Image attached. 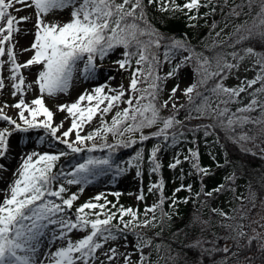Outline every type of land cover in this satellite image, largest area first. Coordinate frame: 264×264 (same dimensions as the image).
Here are the masks:
<instances>
[{"label": "snow or ice", "instance_id": "6c2138e0", "mask_svg": "<svg viewBox=\"0 0 264 264\" xmlns=\"http://www.w3.org/2000/svg\"><path fill=\"white\" fill-rule=\"evenodd\" d=\"M13 3L14 0H0V57L7 56L9 79L13 80V95H16L17 90L21 93L24 91L25 76L21 72L22 67L34 68L37 73L34 83L38 85L41 94L55 95L68 90L81 62L83 64L80 69L81 74L87 78L96 71V58L103 60L109 51L120 45L124 48L123 58L115 63L124 68L125 65L130 66L135 58L138 67L132 72L128 89L121 85L119 90L112 94L113 90L110 87L109 91L105 92V84H100L91 92L86 90L81 93L71 104H59V109H66L72 116L71 125L67 129L60 130L62 121L53 123V112L45 106L42 95L36 96L31 105L25 103L21 95L14 105L19 109L20 122L0 110V119L7 121L9 125H14L16 130L43 128L46 136L50 135L52 139L61 141L66 146L64 150L29 151L21 155L19 166L13 172L14 179L7 183L4 189H0L4 193L0 199V264H103V261L99 259L100 255H103L109 264H112L114 257L117 258L115 264H130L132 252L118 253L115 244L106 250L103 248L107 241L116 240L125 231H132L136 236L133 251H139L137 264H157L156 261L149 262L150 253L143 250L151 245V238L137 229L139 226L154 227L169 215L162 207L166 199L163 177L155 183L149 182L148 191H159L160 198L152 204L144 205L145 218L143 219L140 218L138 209H134L131 205H120L117 211L107 207L112 202L107 200L104 192H98L94 198H89L75 208H73L74 202L84 191L83 185L106 172L119 176L134 167L135 176H142L144 148L141 146L127 161L117 163L114 153L120 146L129 147L137 141L142 145L149 136L156 137L158 140L162 138L163 142H168L171 137V143L177 142V136L182 133L176 130V125L181 123L177 118L176 110L185 107V105H177L173 100V96L180 87L179 83L169 89L171 95L163 103L158 102V97L163 79L177 75V70L189 63L193 64V70L198 79L182 89L189 101V116L186 118H191L192 111L201 116L211 114L213 109L207 103L208 97H203L201 102L196 104L195 98L202 94L196 92L194 97L192 93L201 84L207 83L209 78L218 77L211 91L217 96L226 98L223 100L225 106L216 113L217 123L235 143L241 145L243 150L250 151L242 142L253 137L248 136L244 131L236 132L235 129L238 125L248 122L264 123V100H260L257 96V93H264V52H257L251 46L237 49L235 45L242 44L254 32L264 37V0H260V11L251 22L244 21L236 24L234 33L229 34L235 37L228 45L233 50L227 53L217 51L212 58L197 51L183 36H165L151 23L147 15V6L156 4L161 11L167 9L173 13L176 11L184 13L191 23L198 14L201 0H184L182 4L177 3L176 0H163V3H157V0H31V5L24 4L23 0H15V3L23 7L34 8V18L31 15L19 17L13 15L12 11H9L13 9ZM204 6H208L207 3ZM65 7L71 8L70 19L67 21H52L46 18L45 14L50 10ZM241 7L242 5H234L231 14L239 15L236 9ZM249 7H251V0H249ZM185 9L189 12L196 9L197 12L188 15ZM15 10L19 11V9ZM21 21H31L32 27L29 30L34 32V39L29 45L31 52L23 65L17 62L11 45L13 34L19 31ZM186 35L185 33L184 36ZM217 43H223V41L213 40L212 47H215ZM161 46L164 48V59L170 63L174 55L183 51L188 52L187 56L181 55L180 60L163 77L158 72L159 57L153 50H158ZM205 47L209 46L205 45ZM248 55L257 57L255 63H259L261 69L257 71L255 78L246 80V83L250 87L260 81V87L253 90L252 98L247 104H241L235 112L228 114L230 109L227 105L231 102L239 104V93L246 89L244 82L236 87H227L223 84V80L232 69L238 68L239 61ZM228 56L232 57L231 61ZM4 64L5 61L0 59V70L3 69ZM142 65L145 67H141ZM137 73L141 74L139 78ZM149 78L151 83H148ZM138 84H143V87H138ZM3 87L4 78L0 75V88ZM126 91L129 92L127 97H125ZM169 100H173L171 105L173 111L168 115H161V108L167 106ZM82 101H87V104L82 105ZM121 103L126 106L119 107ZM113 107H116V111L111 117V122H108L104 116ZM256 108L260 109L259 117L248 115ZM97 112L101 113L100 127L86 135H81L82 125L92 120ZM38 116L41 118L37 119ZM153 125H159V127L150 133L143 131L144 128ZM212 126L204 125L206 135L207 129ZM196 127L199 128L200 125ZM73 129H76L74 139H69ZM136 133L139 135L136 136ZM11 134V127H0V158L11 154L9 151ZM97 134L105 136L100 143L94 141ZM108 134L112 135L114 143L108 142ZM125 135L129 139H116L118 136ZM88 141L92 142L88 143ZM104 149L107 151L104 152ZM160 149L161 143L158 142L152 146L147 156L150 174L160 171L161 164L157 156ZM98 150L99 155L96 154ZM188 151L191 155H185L183 159L190 161V167L202 178L201 190L195 195L197 197L212 196L213 192L222 191L224 184L217 185L210 191L204 189L203 177L209 174L210 167L199 163V153L196 150L190 148ZM85 152L87 154L83 155ZM70 154L82 155L71 165L70 171H65L63 167L54 171L56 162ZM179 163L180 158L177 153L168 167L176 168ZM219 163L217 161V166ZM6 168L7 165L0 162V169ZM225 180H235V174L226 176ZM66 185L78 187L76 191H69ZM181 188H187L189 193H192V185L184 183L179 184L173 192H178ZM144 195L141 187L136 199L143 200ZM251 195L255 196L254 193ZM102 199L103 202H101ZM177 199L187 201L188 197L174 196L170 208L176 204ZM112 207L116 208V205L113 204ZM157 209L160 210L159 219L155 214ZM73 210L74 217L71 215ZM212 211L229 217L228 213L220 209H212ZM113 220L117 223L114 224ZM49 225L55 226L51 230L49 248L52 247V242L59 241L60 244L54 251H44L41 254L39 238ZM74 229L84 231L86 234L74 239L69 235ZM239 234L243 235V232ZM156 247L158 249L159 245ZM97 249L101 250L99 254ZM227 250L225 247L224 251ZM121 255H123L122 261L119 260Z\"/></svg>", "mask_w": 264, "mask_h": 264}, {"label": "rangeland", "instance_id": "374dc122", "mask_svg": "<svg viewBox=\"0 0 264 264\" xmlns=\"http://www.w3.org/2000/svg\"><path fill=\"white\" fill-rule=\"evenodd\" d=\"M24 4L31 5V0H23ZM15 8L19 9V13H15L13 15L19 17L21 15H31L34 18V8L31 6L29 7H23L21 4H15L13 3V9H10L12 12H17ZM70 7H65L63 9L55 8L49 11V13L45 14L46 18L52 21H67L70 19ZM29 22V29L32 27V22ZM15 33L13 34V39L11 41V45L13 46L15 55H16V47H15ZM29 37L31 41L34 39V32L29 30ZM8 42H6L7 44ZM25 54L29 58L31 49L26 48ZM163 48L160 47L159 51L162 55V61H163V68L160 70V75L163 77L165 73H167L171 67H173L177 61L180 60V56L184 55L187 56L188 52L184 51L180 55H176L172 58L171 63L164 59V51ZM123 52L124 48L122 45L114 47L111 51L107 53V55L101 60L99 57L96 58V68H105V70L100 74L99 78H94L93 75L85 78L82 74L80 69L83 67V64L81 62L79 68L74 74L73 80L70 84V88L66 92H60L55 95H49L47 93L41 94L38 89V85L34 83L36 78V71L34 68L30 69L31 76L27 77L24 73V71L21 72L25 75V84L23 85L24 91L21 93L19 90H17L16 95H13V88L12 83L13 80L9 79V64L7 63V56L0 57V59H3L5 61V64L3 66V69L0 70V74L4 78V84L6 85V90L0 94V110H2L6 115H8L7 111L5 112V109L10 108H16L11 117L15 120L19 121V109L15 107L14 105L18 101L19 95L23 96V99L25 100V103H28L31 105L32 100L38 96L42 95L43 101L45 103V106H47L52 112H53V122L56 119L61 120L64 125L62 127L63 129H67L71 125L72 116L68 114L67 110H61L59 109V104H71L74 102L81 93H84L86 90L91 92L94 90V88L100 84H105L104 91L108 92L109 87L113 90V93L116 90H119L120 86L123 85L125 89H128V85L131 80V75L134 69H136L138 66L135 63V60H132L131 65H125L124 68H121L118 63H115V61H118L123 58ZM257 57L254 55H248L243 60L239 61L238 68L232 69L227 77L223 80V84L227 87H236L237 85H240L242 82H244L245 91H241L239 93L240 97V103L231 102L227 105V107L230 109L231 106L235 105L236 109L240 107L241 104H247L251 97V93L255 88L260 87L257 83L251 85L250 87L247 85L246 80H250L256 77L257 71L261 69V65L259 63H255ZM232 60V57L230 61ZM115 65L119 68L110 70L111 66ZM145 67V66H141ZM30 67H24V70L27 71V69ZM147 70V69H145ZM137 77H140V73L136 74ZM197 74L194 72L192 65L186 64L182 66L180 69L177 70V75L167 77L163 79L164 88H163V101L168 98L171 93L169 92V89L176 83H179L180 87L177 89L175 95L173 96V100H175V103L177 105H184L185 102L188 100L185 93L182 91L184 87H187L189 84H191L194 80H197ZM142 85V86H141ZM138 87H143V84H138ZM198 89V88H197ZM195 89V91H197ZM192 93V94H193ZM263 93H257L258 98L260 99L261 95ZM129 95V92H125V97ZM179 97L178 99H176ZM226 97L217 96L213 102V112L214 114L217 113V111L221 108H223L225 105L223 104V100ZM173 100L168 101V105L161 108V115H168L170 112L173 111L171 105L173 103ZM162 101V103H163ZM106 103V101H105ZM82 105H86L87 101H82ZM126 105L121 103L119 107L123 108ZM180 109V108H179ZM257 109V108H256ZM178 110V109H177ZM176 110V111H177ZM255 110V109H254ZM26 111V110H25ZM116 111V107H113V109L105 114L104 119H106L108 122H111V117ZM27 114V112H26ZM228 114H231L229 112ZM10 116V115H8ZM254 116V115H251ZM259 117V116H258ZM41 117L38 116L37 119H40ZM177 118L180 120V124L178 125H186V117L184 113H178ZM100 121H101V113L97 112L92 120L86 121L82 127L80 128V134L86 135L88 132L92 131L95 128L100 127ZM22 123V122H21ZM203 124V123H201ZM199 124V125H201ZM254 124L255 130L252 134H249L247 131H244L248 134V136L253 137L252 139L243 141L244 147L247 149H250V152L259 153L264 156V123H245L243 125L238 126H244V125ZM9 127L12 128V130H16L14 125H9ZM159 125H153L151 127H146L143 129L145 133H150L155 131ZM35 129H38L35 133V141L33 143H29L26 145V142L21 141V138H16V143L12 147V149H15V151L18 152L16 155V159L12 161V164L10 167L6 169L0 170V182H2V188L4 189L7 185V183H10L14 177L13 172L16 168H18L20 163V157L21 155L27 154L29 151H57L56 147L58 144H63L61 141H56L52 139L49 136L45 135V131L43 128H29L24 133L23 140H29L30 132ZM236 131V130H235ZM76 129H73L72 132L69 134V139H74ZM136 136L139 135V133L135 134ZM43 137V139H41ZM105 139V136L102 134H97L94 137V141L97 143H100L102 140ZM116 139H129L127 135L124 137H116ZM153 137L149 136L147 139L152 140ZM107 140L109 143H114V139L111 134L107 135ZM145 140V141H147ZM51 141V143L49 142ZM92 141H88V143H91ZM139 141H137L136 144H131L129 147H123L120 146L117 151H121V149L124 150H132L135 149V147H143L144 149L147 148L149 145L146 144H138ZM182 143V142H181ZM178 144V145H181ZM24 148V150H23ZM105 150V149H104ZM135 150L130 151L129 153H125L122 157H118L119 154L117 153L114 156V159L117 163H121L123 161H127L130 157L133 156ZM121 155V154H120ZM159 162L161 164V168L159 173L152 172L149 173V166H146V162L143 160L142 165V176L136 177L135 176V168H129L128 171L125 173L114 176L112 172H106L103 175H99L96 178L92 179L90 183L83 185L84 191L79 195V199L74 202L73 208H75L78 204L83 203L84 201L88 200L89 198H94L98 192H104L107 200L111 201L112 204L107 205L109 208H113L112 205L115 204L116 201H118L119 206L124 205L128 206L131 205L134 209H138L140 213V218L143 219L144 217V205L145 204H152L156 202L160 198V192L159 191H148L149 182L155 183L158 181L161 177H163L164 180V191L167 188L173 187V186H179V184L183 183L179 176L181 172L182 161H184L183 158H180V163L177 164L176 168H169L168 166L163 168V164L167 158L166 154L164 152L160 151L157 154ZM177 156V152L172 153V156L169 160L172 159V157ZM163 158V160H162ZM124 159V160H123ZM170 163V161H169ZM122 166H124L122 164ZM71 165H68L65 170L70 171ZM236 182V192H231L229 194V190L231 188L225 187L221 193H219L218 201L221 199V209L224 213H228L229 217H226L230 226H228L227 230V237L226 241H224V247H227V249L233 248L231 255L234 256L237 249L240 248V246L245 242L248 241L249 238H253L255 236H260L264 238V197L260 199L254 192L250 191L249 189L245 188L243 186V183L239 180L234 181ZM66 187L69 188V191H76L77 185H66ZM141 187L144 191V199L143 200H137L136 197L139 194ZM1 197L2 199L4 193L1 191ZM119 193V195H117ZM251 193H254L255 196L253 197ZM103 202V199L101 200ZM115 209V208H114ZM234 209H236L235 212ZM117 209H115L116 211ZM71 215L74 217L75 212L72 211ZM127 219V217H125ZM195 221L198 223V226L202 230L206 228L207 222L204 217H202L201 213L199 214L196 212L194 214ZM209 224L212 228H215V225L209 221ZM54 225H49L48 229L45 231V233L39 238L40 244H41V254L44 251H54L55 247L59 246L60 242H52V247L49 248V242L51 237V230L54 228ZM214 229V230H215ZM243 232V235H240L239 233ZM86 234L84 231L80 230H73L71 233H69L70 236H72L74 239ZM127 242V243H126ZM66 243V241H65ZM112 244H115L117 246L118 253L124 254L126 252H132V258L130 260V264H137V259L139 254L136 251H133L134 247V241L131 237L126 236L120 241H112L109 240L106 242L105 245H103V248L106 250L109 246ZM100 249H97V253H100ZM99 259L103 261V264H109V262L104 258L103 255L99 256ZM123 255L119 257V260L122 261ZM117 261V258H113L112 264H115ZM225 260H219L215 264H223Z\"/></svg>", "mask_w": 264, "mask_h": 264}, {"label": "trees", "instance_id": "16d2710c", "mask_svg": "<svg viewBox=\"0 0 264 264\" xmlns=\"http://www.w3.org/2000/svg\"><path fill=\"white\" fill-rule=\"evenodd\" d=\"M176 2L182 4L184 0H176ZM157 3H163V0H157ZM206 3L208 6H204ZM234 5H242L241 8L236 9L240 13L239 15L231 14ZM210 9H214V11H210ZM258 11H260V0H251V7H249V0H201L198 14L190 23L188 16L182 12L176 11L173 13L167 9L161 11L156 4L147 6L148 19L160 32L165 36H183L197 51L203 52L209 58L214 57L217 51L231 52L233 48L228 45L235 37L229 34L234 33V26L244 21L251 22ZM185 12L191 15L197 10L193 9L189 12L185 9ZM211 21L215 22V27H213V24L211 25ZM185 33L187 34L186 36H184ZM213 40L223 41V43H217L215 47H212ZM205 45L209 47H205ZM248 46L253 47L257 52H264V37L254 32L242 44H236L235 48L239 49ZM153 50L159 57V49ZM228 59L230 60L231 56H228ZM212 62L214 65L215 61L213 60ZM191 65L193 66V64ZM159 66H161L160 63ZM217 80L218 77H211L207 83L201 84L197 92L202 95L196 97V93H194L193 96L196 97L194 103L198 104L203 97H208L207 103L212 109L213 100L217 95L212 93L211 89ZM163 85L164 83L162 82ZM258 85L260 86V82ZM162 97L163 91L161 87L158 97L159 103H161ZM260 100H264V93L261 95ZM188 104L189 101L181 110L185 111V114H189ZM235 110V105L231 106L230 112H235ZM248 115L258 117L260 116V109L257 108L248 113ZM192 117L201 119L197 121ZM196 122L210 123L213 125L215 132H211L210 128H208L206 135L204 126L196 129L183 126L178 129L179 125H176V130L178 133H182V135L178 136H183L184 138V147L181 150L186 148L188 150L190 148L196 149L199 153V163L202 166L210 167L209 174L203 177L204 189L210 191L216 188L217 185L224 184L228 189L231 188L229 190L230 194L231 192H236V182H233L239 180L245 188L262 199L264 197V156L255 152L245 151L240 144L235 143L217 123V117L213 111L210 115L204 116L192 111L191 118L187 119V123L194 124ZM255 127L254 124H247L237 126L235 130L236 132L247 131L252 134ZM173 145L176 146V143ZM196 145L197 148H195ZM167 149L168 146H163L164 152ZM187 155L190 156L191 153L188 151ZM77 157V154L61 157L56 162L54 171L60 169L64 162L74 163ZM169 159H166L167 165L172 162V159ZM217 161L220 162L219 166H217ZM190 163L188 160L182 162L183 167L179 178L184 184L192 185V193L190 194L187 188H181L175 193L173 192L174 189H168V193L164 194L166 199L162 207L169 215L154 227L139 226L137 229L152 240L151 245L143 249L146 253H150L149 262L156 261L157 264H215L219 260H225L223 264H264V238L260 236H255L251 240L245 241L237 249L234 256L231 255L233 248L224 251L225 247L223 244L227 240L226 235L229 231L227 228L230 224L225 216L212 211V209L222 210V199L218 201V195L222 191L213 192L212 196L201 195L197 197L195 193L201 190L202 178L190 167ZM213 167H216V170L212 172ZM182 173L183 178L181 179ZM233 173L235 174V180H225L226 176H231ZM174 196L176 198L187 196L188 199L187 201L177 199L176 204L170 208L171 200ZM235 211L236 209L233 212ZM196 212L201 213L207 222V226L203 230L195 221L194 214ZM155 214L159 219L160 210L157 209ZM209 221L215 225L216 229L211 227ZM113 223L115 224L117 221H113ZM121 228H123V225H121ZM125 235H131L136 241V236L132 231L123 232L116 240L121 239ZM197 241L200 243H195ZM156 245H159L158 249Z\"/></svg>", "mask_w": 264, "mask_h": 264}, {"label": "bare ground", "instance_id": "6f19581e", "mask_svg": "<svg viewBox=\"0 0 264 264\" xmlns=\"http://www.w3.org/2000/svg\"><path fill=\"white\" fill-rule=\"evenodd\" d=\"M14 3H15V0H14ZM17 5V3H15ZM17 9V8H15ZM10 11V10H9ZM13 14L15 13H19V11L17 12H12ZM15 41H14V45L17 49L16 51V58H17V62L18 63H21L23 65V62L28 59L27 55L25 54V51H22L21 49H26V48H29V45L31 43V39L29 37V22L28 21H21L20 22V28H19V31L15 33ZM32 67L28 68L27 71L24 70V67H22V71H24L25 75L27 77H32L31 76V72H30V69ZM116 68H119L118 66H115V65H112L110 70H113V69H116ZM105 70V68H96V71L95 73L93 74V77L94 78H99L100 74ZM114 71V70H113ZM23 74V73H22ZM1 75V74H0ZM24 75V74H23ZM24 75V76H25ZM6 90V85L4 84V87L3 88H0V94L2 93V91L4 92ZM21 98V95H19L18 97V100ZM16 108H10L9 110L8 109H5V112L7 111L8 115H12L13 111L15 110ZM14 118V117H13ZM61 120L59 119H56L54 120V124L55 123H60ZM64 123L62 122V126H61V129L62 130V127H63ZM4 126H9L8 122L7 121H4L3 119H0V127H4ZM36 131H38V129H35L33 130V132L31 131L30 133V136H29V140H23V136L24 133L26 132H23V131H19V130H12V134L11 136L9 137V144H10V153L9 155H6V157L4 158H0V162H3L7 165V168L10 167V165L12 164V161L14 159H16V155L18 154L17 151H15V149H12V147L15 145L16 143V138H21V141L23 142H26V145L29 144V143H33L35 141V133ZM24 150V148H23ZM1 170V169H0ZM2 188V182H0V189ZM1 194L2 192L0 191V197H1Z\"/></svg>", "mask_w": 264, "mask_h": 264}]
</instances>
